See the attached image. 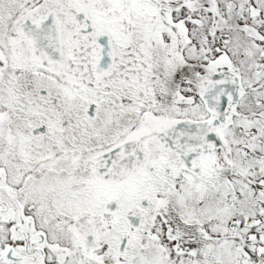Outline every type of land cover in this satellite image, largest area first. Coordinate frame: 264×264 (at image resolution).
Instances as JSON below:
<instances>
[{
  "label": "snow or ice",
  "instance_id": "snow-or-ice-1",
  "mask_svg": "<svg viewBox=\"0 0 264 264\" xmlns=\"http://www.w3.org/2000/svg\"><path fill=\"white\" fill-rule=\"evenodd\" d=\"M0 264H264V0H0Z\"/></svg>",
  "mask_w": 264,
  "mask_h": 264
}]
</instances>
